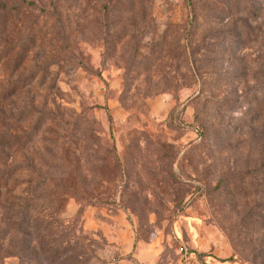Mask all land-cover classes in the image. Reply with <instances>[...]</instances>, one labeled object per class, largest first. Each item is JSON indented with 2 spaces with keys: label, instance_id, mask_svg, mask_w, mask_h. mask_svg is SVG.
I'll list each match as a JSON object with an SVG mask.
<instances>
[{
  "label": "rangeland",
  "instance_id": "374dc122",
  "mask_svg": "<svg viewBox=\"0 0 264 264\" xmlns=\"http://www.w3.org/2000/svg\"><path fill=\"white\" fill-rule=\"evenodd\" d=\"M0 3V264H264V0Z\"/></svg>",
  "mask_w": 264,
  "mask_h": 264
},
{
  "label": "built area",
  "instance_id": "2783aa9c",
  "mask_svg": "<svg viewBox=\"0 0 264 264\" xmlns=\"http://www.w3.org/2000/svg\"><path fill=\"white\" fill-rule=\"evenodd\" d=\"M180 254L182 256V264H202L197 258L190 254L186 247L180 248Z\"/></svg>",
  "mask_w": 264,
  "mask_h": 264
},
{
  "label": "trees",
  "instance_id": "16d2710c",
  "mask_svg": "<svg viewBox=\"0 0 264 264\" xmlns=\"http://www.w3.org/2000/svg\"><path fill=\"white\" fill-rule=\"evenodd\" d=\"M0 8H1V10H8L7 9V7L6 6H3V5H1V3H0ZM19 227H21L22 226V224L21 223H19Z\"/></svg>",
  "mask_w": 264,
  "mask_h": 264
}]
</instances>
